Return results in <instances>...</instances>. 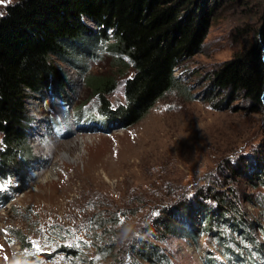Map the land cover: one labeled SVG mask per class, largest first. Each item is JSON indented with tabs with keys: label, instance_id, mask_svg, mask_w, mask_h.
<instances>
[{
	"label": "rangeland",
	"instance_id": "374dc122",
	"mask_svg": "<svg viewBox=\"0 0 264 264\" xmlns=\"http://www.w3.org/2000/svg\"><path fill=\"white\" fill-rule=\"evenodd\" d=\"M14 1L0 0V11ZM263 23L264 0L221 4L200 51L176 70L177 84L128 127L88 121L100 117L91 81L115 77L108 96L113 105L124 101L129 58L102 46L81 66L54 57L70 87L28 99L39 157L24 190L0 182V264H130L129 245L140 236L159 243L172 264H208L210 252L235 264L215 237L170 234L159 242L147 227L167 204L208 184L235 191L247 216L264 225V185L235 170L264 164V103L237 93L215 108L206 97L214 70Z\"/></svg>",
	"mask_w": 264,
	"mask_h": 264
},
{
	"label": "trees",
	"instance_id": "16d2710c",
	"mask_svg": "<svg viewBox=\"0 0 264 264\" xmlns=\"http://www.w3.org/2000/svg\"><path fill=\"white\" fill-rule=\"evenodd\" d=\"M240 2L243 0L9 3L0 11V182L15 184L16 191L24 190L25 178L39 157L30 141L34 116L28 99L34 95L48 97L53 91L61 96L59 92L70 87L54 57L79 65L102 46L129 58L134 73L124 81V101L113 105L108 96L116 87L115 77L90 80L97 93L100 117L88 121L103 127H128L140 121L177 84L176 70L200 51L221 4ZM207 92L215 108L229 103L237 93L254 105L264 103V23L239 52L214 70ZM58 121L55 118L52 122L57 125ZM244 164L243 171L235 170L264 185V164L259 163L252 172ZM1 196L2 204L10 201V194ZM234 196L235 191L212 184L200 187L191 197L167 204L147 231L159 242L170 234L195 242L200 234H206L215 237L224 255L235 264H264V241L258 238V230L264 225L247 216ZM129 252L130 264H172L160 244L149 238L140 236L129 245ZM205 261L228 264L211 252Z\"/></svg>",
	"mask_w": 264,
	"mask_h": 264
}]
</instances>
